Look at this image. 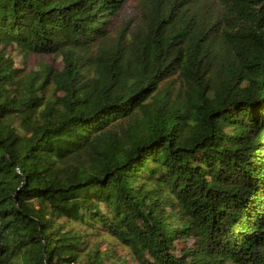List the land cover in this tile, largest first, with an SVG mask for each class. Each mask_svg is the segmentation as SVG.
Returning <instances> with one entry per match:
<instances>
[{"label":"trees","instance_id":"obj_1","mask_svg":"<svg viewBox=\"0 0 264 264\" xmlns=\"http://www.w3.org/2000/svg\"><path fill=\"white\" fill-rule=\"evenodd\" d=\"M128 258L264 264V0H0V264Z\"/></svg>","mask_w":264,"mask_h":264},{"label":"rangeland","instance_id":"obj_2","mask_svg":"<svg viewBox=\"0 0 264 264\" xmlns=\"http://www.w3.org/2000/svg\"><path fill=\"white\" fill-rule=\"evenodd\" d=\"M12 56H13V59L15 60V65L21 68L23 72L36 71L38 70V66L41 63L50 65L53 71L55 70L57 72H60L61 69L63 68V64L60 63L58 59H53L51 56L31 55L25 60L22 59L21 56H16L15 53H13ZM52 89H53L52 86L48 87V95L52 94V91H53ZM57 96H60V94H57ZM101 247H104V246H101ZM113 248H114V251L121 256H124L127 252L125 248L119 245H115L113 246ZM128 261H129V264H133L129 258H128Z\"/></svg>","mask_w":264,"mask_h":264}]
</instances>
